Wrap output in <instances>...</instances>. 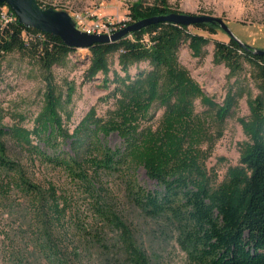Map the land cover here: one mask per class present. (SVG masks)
Masks as SVG:
<instances>
[{
	"label": "trees",
	"instance_id": "1",
	"mask_svg": "<svg viewBox=\"0 0 264 264\" xmlns=\"http://www.w3.org/2000/svg\"><path fill=\"white\" fill-rule=\"evenodd\" d=\"M170 13L173 11L165 0L148 6L136 2L131 7L127 24ZM192 25L209 27L212 32L219 27L213 23ZM189 26L160 21L115 42H96L90 46L92 55L87 77L99 72L107 77L112 53L118 54L125 72V76L115 73L113 78L116 85L112 92L117 97L113 115L102 120L96 118L92 110L75 131L68 134L58 111L61 99L55 94V87L48 83L47 103L33 132L43 135L41 137L47 142L53 141L57 132L73 138V153L61 159H48L60 162L72 179L87 183L90 192L95 182L87 166L96 169V174L101 169H116L125 162L143 165L160 189L138 187L134 191L135 200L149 215L167 218L177 225L180 244L191 264H264V54L233 37L227 43H215L216 58L225 61L233 73L237 74L242 68L243 60L252 66L261 93L251 102L250 118L243 120L249 139L242 149L240 163L231 166L227 179L213 187L205 163L207 154L201 147L206 138L204 121L194 114L192 106V99L202 95L201 89L177 61L181 41L190 40V46L199 53L209 39L192 33ZM145 34L149 35L148 44L143 41ZM15 49H28L39 58L44 69L50 70L78 48L17 19L16 23L0 28V66L4 54ZM141 61H148L153 68L141 70L132 79L129 68ZM106 81L110 80L106 78ZM157 100L166 106L161 124L155 129L143 126L141 121L147 118ZM232 100L230 95L225 104L220 105L203 97L204 103L214 107L219 118L229 113ZM111 131L119 133L123 148L113 149L100 143L99 135L107 136ZM31 133L22 127H0V201L9 196L13 187L24 190L38 214L40 228L36 234L42 256L48 264H71L69 254L60 248L53 229L55 221L60 222L65 217L69 197L59 194L53 185L49 186L50 190H44L7 154L5 134L31 144ZM92 137L99 142L98 153L87 154L84 147L93 143ZM6 172L10 173L9 177ZM98 210L121 231L128 262L151 264L121 217L102 205ZM15 256L19 264H30L28 256L22 252Z\"/></svg>",
	"mask_w": 264,
	"mask_h": 264
},
{
	"label": "rangeland",
	"instance_id": "2",
	"mask_svg": "<svg viewBox=\"0 0 264 264\" xmlns=\"http://www.w3.org/2000/svg\"><path fill=\"white\" fill-rule=\"evenodd\" d=\"M44 8L76 12L90 18H101L113 23H126L136 2L144 6L161 4L163 0H38ZM174 13L213 15L222 18L234 36L243 43L264 50V0H165ZM192 33L209 39L199 53L190 46V40L180 42L177 61L201 89L202 95L192 99L194 114L204 121L205 136L201 147L206 151V167L217 187L228 177L231 166L240 163L242 149L249 136L243 120L251 116V102L261 93L259 81L252 66L242 61V68L233 73L230 66L215 56L217 41L229 42L230 35L220 26L212 32L209 27L189 26ZM143 41L149 42L145 34ZM89 48H78L61 58L50 70L44 69L31 51L15 49L4 54L0 66V127H22L32 132L31 144L22 143L11 134H5L8 157L16 160L27 176L36 184L50 190L53 185L59 194H67L69 204L65 217L55 221L54 233L61 249L69 254L71 264H130L121 239V231L101 215L98 206L112 210L127 224L136 244L146 253L151 264H191L179 241L177 225L164 217L146 213L137 203L134 191L160 189L146 173L143 165L125 162L110 171L95 174L89 168L95 186L72 179L60 162L48 158L66 157L73 153V138L57 132L51 142L33 132L38 117L47 103L48 83L60 97L58 111L63 129L72 134L83 118L93 110L96 118L109 119L117 106L113 94L115 73L125 76L117 53L109 56L110 72H99L87 77L91 61ZM148 61L134 63L129 73L134 79L141 70H151ZM108 78L110 81H106ZM233 97L231 109L219 118L214 107L205 104L203 97L224 105ZM166 106L157 100L150 108L143 126L157 128ZM208 134V135H206ZM100 143L113 149L123 148L117 131L99 135ZM93 143L84 147L87 154L98 153ZM85 153V154H86ZM85 157V155H84ZM7 173V172H6ZM8 177L10 173H7ZM7 176L5 178H7ZM5 198V197H4ZM31 197L19 187H13L9 196L0 201V264H19L15 254L28 256L30 264H48L39 251V220ZM13 253V254H12Z\"/></svg>",
	"mask_w": 264,
	"mask_h": 264
},
{
	"label": "water",
	"instance_id": "3",
	"mask_svg": "<svg viewBox=\"0 0 264 264\" xmlns=\"http://www.w3.org/2000/svg\"><path fill=\"white\" fill-rule=\"evenodd\" d=\"M0 4H7L16 13L18 20L22 24L37 28L47 34L59 36L65 44L75 48H89L96 42H115L132 32L141 30L150 24L160 21H169L184 25L195 23L218 24L230 37L237 39L225 20L213 15H193L173 12L166 15L140 19L115 31L111 35L88 34L77 27L69 12L57 10L53 7L44 8L38 0H0ZM258 53L264 54V50L258 49Z\"/></svg>",
	"mask_w": 264,
	"mask_h": 264
},
{
	"label": "built area",
	"instance_id": "4",
	"mask_svg": "<svg viewBox=\"0 0 264 264\" xmlns=\"http://www.w3.org/2000/svg\"><path fill=\"white\" fill-rule=\"evenodd\" d=\"M77 27L88 34H109L111 35L115 31L125 27L126 23H113L109 20H104L101 18H90L87 15H82L76 12L72 15ZM18 17L16 13L7 5L0 4V28L8 26L12 23H16ZM27 36L26 31L24 32Z\"/></svg>",
	"mask_w": 264,
	"mask_h": 264
}]
</instances>
